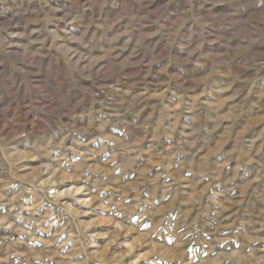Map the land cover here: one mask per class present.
<instances>
[{
	"label": "clouds",
	"instance_id": "1",
	"mask_svg": "<svg viewBox=\"0 0 264 264\" xmlns=\"http://www.w3.org/2000/svg\"><path fill=\"white\" fill-rule=\"evenodd\" d=\"M65 2L69 10L62 15H57L61 8L44 4L43 15L28 19L23 32L9 31L19 23L0 26L8 38L26 40L9 43L0 37V200L9 207L0 218V264H193L184 259L189 243L185 237L193 231L203 245L199 264H264V151L229 153L220 157L223 163L212 161L209 167L218 151L211 133L223 123L221 108L227 100L241 97L264 120V0H136L138 12L129 11L128 0ZM109 8L111 13L105 15ZM77 29L79 35L74 34ZM186 29L196 38L195 46L182 60L173 59ZM206 43L222 51L205 52ZM173 64L191 65L194 74L185 78L172 73ZM36 79L48 89L46 102L39 105L33 100L39 89L31 86ZM17 82L28 86L23 96ZM193 95L195 105L190 103ZM180 105L202 119L191 126L188 138L177 142L172 123L181 115ZM116 124L123 129L119 136L113 131ZM162 137L173 140L168 156L163 155ZM99 141L103 144L97 151L92 146ZM259 147L264 150V143ZM109 149L110 158L99 159ZM177 155L191 157L192 180L187 185L176 179H187L179 175L183 167L169 171ZM73 156L79 163L70 166ZM233 160L235 168L230 167ZM153 168L162 169L160 175L176 187L160 185ZM237 179L247 201L232 219L224 208L234 199L239 202L229 195L240 187ZM204 180L208 183L191 196L183 191L199 189ZM13 182L21 187L9 200L6 190ZM221 184L224 204L217 202L218 193L205 199ZM146 186L153 200V186L162 187V203H168L159 210L151 205L153 227L142 231L140 223H130L124 205L135 193L137 206L147 208L150 201L141 199ZM25 192L31 195L28 208L18 203ZM105 192L113 199L104 200ZM14 208L29 213L31 230L16 226L22 217L12 216ZM114 208L120 214L113 213ZM173 208L175 228L170 235L176 243L169 244L160 238L159 226L168 224ZM41 211L45 215L40 216ZM53 215L64 222V229L48 241H37L35 233L46 231L40 225L50 226ZM257 223L259 228L254 227ZM64 230L72 238L58 243ZM36 243L40 247H34Z\"/></svg>",
	"mask_w": 264,
	"mask_h": 264
},
{
	"label": "rangeland",
	"instance_id": "2",
	"mask_svg": "<svg viewBox=\"0 0 264 264\" xmlns=\"http://www.w3.org/2000/svg\"><path fill=\"white\" fill-rule=\"evenodd\" d=\"M100 0H96L97 5L99 4ZM113 3H119V0H112ZM44 4H50L51 6H55L58 8H61L62 11L60 13H57V15H62L64 11L69 10V5L65 2V0H0V26H3L7 24L8 22L12 23H19L20 27L18 28H10V32H23L24 31V23L30 19V18H37L39 16H42L43 13L41 12V8ZM128 7L130 12H138L141 9V5H139L136 0H128ZM94 12L97 16L100 14V9L98 7L94 8ZM105 15H108L111 13V8L104 10ZM60 27H64V25H60ZM212 30H209L211 32ZM80 30L77 29L74 34L79 35ZM0 37L8 38L7 33H0ZM212 38L211 35H206V39L210 40ZM145 41L147 40V37L144 38ZM9 43H26V40L22 39H16L13 40L11 38H8ZM196 38L192 37V33L189 32L187 29L179 36L177 40V44L175 49L172 51V57L173 59H183L188 55V52L191 51V49L195 46ZM205 52H211V53H217L219 51H222L221 47L219 45H211L206 43L205 47L203 49ZM195 57H193L194 59ZM157 67H160L159 65ZM198 71V70H197ZM170 72L175 74H180L185 78L190 77L194 74V69L191 65H182V64H173L170 68ZM151 83L154 85L157 83L156 80H152L150 78ZM31 86L34 89H39V91H36L33 93V100L37 105L46 102V97L48 96V89L42 79H36L31 81ZM10 88L14 91L15 88L12 85H9ZM15 87L20 88L21 96H23V93L27 90V85H23L20 82H17ZM235 85L233 86V88ZM224 96H228V92L224 93ZM187 99V98H185ZM201 100L204 99L203 96L200 97ZM252 96L251 94L248 95V100H251ZM193 105H195L197 102L195 100V96L193 95V99L190 101ZM235 105L236 107L233 108L232 106ZM254 107V105H253ZM179 109L181 111V115L174 117L172 127L175 129L174 134V140L179 142L182 141L187 137V133L191 131V126L196 123L201 122V117L196 115V112L194 110H189L187 112L183 111V105L179 106ZM227 113V115H225ZM221 116L223 118V123L216 129L215 132L211 133V139L213 141L212 147L214 149L218 148V151H216L215 155L211 157V160L209 161V167L211 169L212 161H215L216 164L223 163V160L220 159V157L227 158L228 154L231 153L233 156L236 154H246L248 151H251L252 149H255L257 151H264L260 149V145L264 143V120L260 119L261 113L259 111H256L253 113L251 109H249L248 103L241 102V97L237 96L235 99H229L226 101V103L223 104L221 108ZM31 119V117H29ZM167 124V121L165 122ZM38 128L40 127L39 122H37ZM113 131L115 132V135H121L123 132V129L116 124L113 128ZM225 132H227V136H225ZM219 133V135L217 134ZM259 137V139H257ZM253 141H255V144H253ZM173 143V140L161 138V144L164 148L163 155L168 156L171 152V149H169V145ZM70 144V142H69ZM103 141H99L97 145L92 146L95 150L99 151L100 147L102 146ZM22 146V145H21ZM179 148L183 149L185 152L187 149L184 148V145L181 143L179 144ZM235 149V151H233ZM111 156V150L109 149L107 152L103 154L102 157L99 159L101 160H108ZM198 159V157H197ZM190 161L191 157H185L184 155H177L175 159L171 162V168L170 173H176V170L178 168L183 167V171L179 173L180 176H186V180H179V177H176L177 182L179 184L187 185L190 180H192V173H191V167H190ZM119 163V160L117 161ZM79 163L78 160L73 156L70 161L69 165H73ZM89 164H92L93 161H88ZM167 164L168 161H165ZM99 167H103L102 164L99 165ZM230 167L235 168V160L232 161ZM153 173L160 175V173L163 171L162 169L153 168ZM225 172L228 171V169L224 170ZM115 175L119 176L120 173L116 172ZM241 175H243V169H241ZM95 178V177H93ZM132 179H135L133 176ZM196 179H200L199 176L196 177ZM172 184V186L175 188L176 184H173V180L168 178L167 176L160 175L159 184ZM208 181L204 180L200 185L199 189H192L190 187L184 188L183 191H186L190 194V196L195 192L203 189L204 185L207 184ZM217 184H220V181H216ZM236 184L240 185V187L236 188L232 193L229 195L232 197L238 198L239 202L237 200H232L231 204L225 205L224 208V215L225 216H231L233 212L236 213V216L240 215V211H237L238 209L243 210L245 207L246 201H247V195L244 192L243 185L241 184L240 180L237 179L235 181ZM3 185L0 184V188H2ZM21 185L18 182H13L6 190V195L9 200H11L17 191L20 190ZM63 187V186H61ZM154 187L155 191V199H152V192L149 191V188L145 187V194L141 196V199L150 201L149 206L146 208L144 205L137 206V201L135 199V193H130L127 197L126 203L124 205V209H126L128 212L131 213L129 216L130 223H140L142 225V231H146L149 228L153 227V223L149 220L148 212L150 210H153L151 208L152 204L156 205V210L162 209L164 205L168 203V201L163 200V188L162 187ZM224 191V185L221 184L220 187L213 186L212 191L208 192L205 199H207L208 196H212L213 193H218L216 195V200L218 203L224 204L225 197L223 195H220L219 193H222ZM81 196L83 193L80 194ZM102 198L104 200L113 199L110 192H105L102 195ZM179 199V196L177 197ZM31 200V195L27 192L24 193V199L20 200L18 203L20 206L24 208H28L31 205L28 203V201ZM169 200H171V196H169ZM118 202V200L116 201ZM48 205H45V208H47ZM120 209H113V213L120 214ZM213 211L215 212L216 209L213 207ZM12 216L20 215L22 218L20 220L16 221L17 227H27L25 230H31L32 226L30 224H27V217L29 213L27 211L25 212H19V208L11 209ZM9 213V207L6 206V202L4 200H0V218L7 215ZM143 213V215H141ZM40 216L45 215L44 211H41L39 214ZM163 215H168L167 212H163ZM175 218H176V210L175 208L172 209L171 215L168 216V224L160 225L161 233L160 238L162 240L167 241L169 244H175L176 241L172 235H170V232L175 228ZM232 219H235V216H231ZM11 219V217H9ZM34 220H36L37 223H39V220L37 217H33ZM157 219H159V216H157ZM191 222V219L190 221ZM230 221L225 220L224 224H228ZM49 225H43L41 224L40 227L42 229H47L46 231H40L36 232V239L37 241H48L51 236H54L55 233L58 230L64 229V222L61 221L59 216L53 215L52 220L49 222ZM195 226L197 229L200 228V222L197 220L195 222ZM260 224H255L254 227L259 228ZM204 232H208V228L204 229ZM225 236H227V232L224 233ZM19 238V236H17ZM71 233L67 230L63 231V235L58 241V243H63L66 240L71 239ZM204 239H208L209 237L205 235L203 237ZM189 241V243L186 246L185 249V260H191L193 261V264H199L200 256L203 254V245L198 243V236L195 231L192 232V235L190 237H185ZM34 247H40L39 243H36L33 245ZM72 244H67L65 251L67 252L69 249H71ZM143 264V261L141 262ZM163 264V262H161Z\"/></svg>",
	"mask_w": 264,
	"mask_h": 264
}]
</instances>
